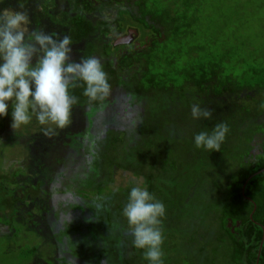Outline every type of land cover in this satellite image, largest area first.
<instances>
[{"label": "trees", "instance_id": "obj_1", "mask_svg": "<svg viewBox=\"0 0 264 264\" xmlns=\"http://www.w3.org/2000/svg\"><path fill=\"white\" fill-rule=\"evenodd\" d=\"M55 2L66 5L65 29L53 33L70 37L73 60L98 57L111 91L103 102L90 103L83 82L70 89L79 100L73 107L86 110L92 141L80 140L86 134L73 137L65 144L69 150L55 153L60 168L48 181L24 177L15 193L8 190L12 197L0 204V239L35 235L33 244L21 247L23 264H33V258L46 264H149L133 246L122 214L138 185L166 206L164 264H264V74L247 65L243 73L233 71L242 66L232 63L240 55L224 39H214L215 30L202 29L207 23L201 0ZM102 12L113 13L110 21L99 18ZM55 18L45 10L40 19L53 25ZM131 28L146 34L145 40L115 47L116 37ZM99 32L114 38L101 43ZM83 43L90 44L86 53ZM124 97L132 100L121 115L112 106ZM193 104L211 109L212 118L194 119ZM220 122L229 126L220 151L197 149L195 134L210 133ZM12 129L7 121L0 137ZM37 131L18 138L27 146L44 137L49 142L42 132L26 135ZM3 173L2 182L12 181ZM120 177L127 178L125 185ZM35 223L56 227L50 242ZM3 226L12 230V239ZM45 244L66 247L61 253L67 259L48 255Z\"/></svg>", "mask_w": 264, "mask_h": 264}, {"label": "clouds", "instance_id": "obj_2", "mask_svg": "<svg viewBox=\"0 0 264 264\" xmlns=\"http://www.w3.org/2000/svg\"><path fill=\"white\" fill-rule=\"evenodd\" d=\"M29 15L12 8L0 10V116L6 117L11 103L12 124L16 131L32 122L33 116L45 136L64 129L72 122L78 97L70 89L86 85L83 95L89 102H103L111 85L98 57L72 59L69 36L56 38L43 30H29ZM194 119H211L213 112L199 104L191 106ZM54 126V127H53ZM229 132L225 122L212 131L194 136L197 149L220 151ZM131 231L132 244L143 250L149 264H164L162 218L166 206L146 187L134 186L123 207Z\"/></svg>", "mask_w": 264, "mask_h": 264}, {"label": "rangeland", "instance_id": "obj_3", "mask_svg": "<svg viewBox=\"0 0 264 264\" xmlns=\"http://www.w3.org/2000/svg\"><path fill=\"white\" fill-rule=\"evenodd\" d=\"M201 2L203 3L201 19H203V21L207 23V25H202V29L205 30L206 28H209L210 30H215L213 34V36L215 37L214 39H224V43L231 44L234 48V51L238 52V54L240 55L239 57L236 55L238 58H235V61H233L232 63L240 61L242 63V66L241 68L236 67L233 71H235L236 73H243L245 71L243 70V65H247L250 69L256 68L257 71H261V74H259L258 76L263 75L264 8H262L261 6L264 5V0H201ZM58 5L56 4L55 0H10L9 2L8 0H0V10L4 8H12L15 10L26 12L29 15V30H43L49 34H52L54 37L56 36L53 31L61 32L62 29H65L64 26L61 25L63 16L61 15V12L65 10L66 5ZM70 9L71 7L67 8V10ZM45 10L51 11L53 15H57V19L59 20V22L55 18L57 23L51 25L47 20L40 19L44 17ZM98 16L101 20L110 21V16H113V13L107 14L105 12H102L98 14ZM111 19L114 18L111 17ZM234 36L237 38H234ZM111 37L114 38V35H109V37H106L105 35H101L99 32L97 34L96 40H101L102 43ZM118 37L120 36H117L116 38ZM145 38L146 34L138 31V36L133 39V42H135L136 40H145ZM244 41H247L249 46L254 51L253 55L247 52L248 47L245 46ZM95 43L98 47L101 46V43L99 44V42L96 41ZM89 45V43H83V45H81L82 51L86 53ZM239 48L242 49L240 50ZM254 94L255 93H253L252 95ZM131 100L132 99L124 97V99L120 101L119 106H112V110H116L117 112L119 111V114L124 115L126 112H128L127 104L129 105ZM145 103L147 102H144L142 106H144ZM143 109L145 110V108ZM161 109V113H165L166 109ZM85 111L86 110L82 111L81 109L73 107V117L71 124L64 129H55V135L50 137L51 139L49 140V142L47 141L46 137L43 136L44 138L42 141H37L33 146H27L26 140L23 141L22 139L18 138L20 136H25L24 133H28L27 131L34 132L36 128L38 129V131L35 134L30 133L26 135L36 136L39 134V132L43 133V128L45 126H41L35 119V116H33L32 122L29 125L22 126L20 129L16 130L19 133L14 134L15 130L12 129L11 135H7L4 133V138L0 137V170H5V173L3 174H5L6 177L12 180L9 181L7 179L8 181L6 182H2L0 180V204L2 199H5L6 196L12 197L9 196L10 193L7 194L8 190L14 191L15 193V190L17 188L16 186L24 183V177L29 179L27 180V182H37L38 180L45 179L46 181H48L47 179H49L51 176H54L57 169L60 168L59 164H56L55 153L59 152L60 150H63V153H65V150H69L68 146H66L65 144L71 143L73 137L79 138L80 135L86 134V136H84L80 140L92 141V138L88 136V133L86 132V128L89 126V121L86 117ZM11 112V103L9 102L8 115L6 117L0 116V130L5 129V124L7 121L12 124ZM6 132L10 133V130ZM67 132L68 136L66 137L65 135ZM1 134L2 133L0 132V135ZM48 153L54 154L50 156L51 158L54 157V159L49 158ZM46 165L49 166L47 167ZM207 168L213 170V167L211 166H208ZM18 170H20L19 174ZM21 172H24L23 177H21ZM26 174H28L29 176H27ZM14 176L16 177L14 178ZM30 177L33 178V180H31ZM214 177L215 176L213 175L211 178L213 179ZM118 180L119 183L125 185L127 178L120 177L118 178ZM34 226L36 228L35 230L40 232V234L41 231H43V229L41 228L44 227L46 235H49V239H47L49 242L57 232L56 227L53 225L45 227L44 224L40 225L39 223H35ZM2 230L9 231L10 229L3 226ZM11 231L12 230H10L7 235L10 236L9 240L12 239ZM27 236V233H22V235L18 237V239H13L7 243L5 240H2L3 238L1 237L0 264H23V255L20 253L21 251H23L21 247H23L26 242L33 244L35 237V235L29 237ZM44 249L47 250L46 253L48 255L51 254L57 260L67 259L65 255L61 253L65 252L66 247H63V249L61 248V250H58L56 247H54V251L51 249V247L45 244ZM30 262H33V264H46L43 260L37 258L31 259Z\"/></svg>", "mask_w": 264, "mask_h": 264}, {"label": "water", "instance_id": "obj_4", "mask_svg": "<svg viewBox=\"0 0 264 264\" xmlns=\"http://www.w3.org/2000/svg\"><path fill=\"white\" fill-rule=\"evenodd\" d=\"M138 36V31L136 29H129L127 34L124 36H120L118 37L115 42H114V46L118 47V46H127L132 44L133 39L136 38ZM264 172L261 171L260 173Z\"/></svg>", "mask_w": 264, "mask_h": 264}]
</instances>
